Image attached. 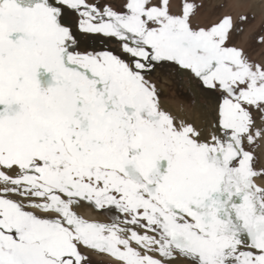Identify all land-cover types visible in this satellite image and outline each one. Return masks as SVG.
Listing matches in <instances>:
<instances>
[{
  "label": "snow or ice",
  "instance_id": "snow-or-ice-1",
  "mask_svg": "<svg viewBox=\"0 0 264 264\" xmlns=\"http://www.w3.org/2000/svg\"><path fill=\"white\" fill-rule=\"evenodd\" d=\"M203 8L0 0V264H264L254 16ZM157 76L187 80L201 126Z\"/></svg>",
  "mask_w": 264,
  "mask_h": 264
},
{
  "label": "rangeland",
  "instance_id": "rangeland-1",
  "mask_svg": "<svg viewBox=\"0 0 264 264\" xmlns=\"http://www.w3.org/2000/svg\"><path fill=\"white\" fill-rule=\"evenodd\" d=\"M256 1L258 0H203L205 8L201 9L197 19L201 24L210 22L220 11L230 12L234 17H238L241 13L254 16L252 22L244 26L243 34L236 38V44L238 47L244 48L254 60H260L264 58V47L258 45L255 38L264 34V2L263 5L258 6ZM220 4H225L226 7L220 9L218 7ZM156 79L160 85L163 105L173 113L176 112L175 114L178 113L180 116L184 114V118L187 120L195 124H197L196 120H199L201 124L202 113L200 110H196L195 99L188 90L187 80L172 81L159 76ZM93 264H104V260L101 257H93Z\"/></svg>",
  "mask_w": 264,
  "mask_h": 264
},
{
  "label": "bare ground",
  "instance_id": "bare-ground-1",
  "mask_svg": "<svg viewBox=\"0 0 264 264\" xmlns=\"http://www.w3.org/2000/svg\"><path fill=\"white\" fill-rule=\"evenodd\" d=\"M256 2H257V4H258V6H259V5H261V4L263 5L264 0H258V1H256ZM168 106H169V105H168ZM196 110H200V108L197 107ZM200 112H201V110H200ZM175 113H176V112H175ZM175 113H174V114H175ZM180 113H181V112H180ZM176 115H179V116H180V114H178V113H177ZM182 117H185L184 114H183ZM200 118L202 119V122H201V124H200L199 120H196V121H197V126H201V125L204 123L203 118H202V115H201ZM185 119H187V118H185ZM195 119H197V117H195ZM199 124H200V125H199ZM84 214H85L86 216H91V214L88 213V212H86V211L84 212Z\"/></svg>",
  "mask_w": 264,
  "mask_h": 264
}]
</instances>
